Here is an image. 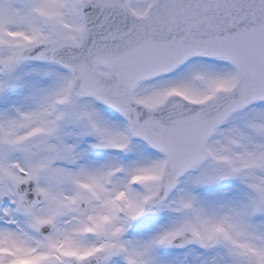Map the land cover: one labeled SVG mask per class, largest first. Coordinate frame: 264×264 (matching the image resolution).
Wrapping results in <instances>:
<instances>
[{
	"label": "snow or ice",
	"instance_id": "6c2138e0",
	"mask_svg": "<svg viewBox=\"0 0 264 264\" xmlns=\"http://www.w3.org/2000/svg\"><path fill=\"white\" fill-rule=\"evenodd\" d=\"M0 264H264V0H0Z\"/></svg>",
	"mask_w": 264,
	"mask_h": 264
}]
</instances>
